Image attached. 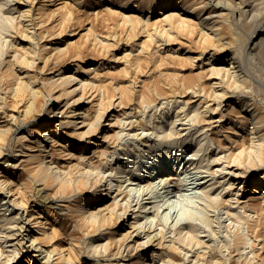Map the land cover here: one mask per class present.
<instances>
[{"label": "bare ground", "instance_id": "6f19581e", "mask_svg": "<svg viewBox=\"0 0 264 264\" xmlns=\"http://www.w3.org/2000/svg\"><path fill=\"white\" fill-rule=\"evenodd\" d=\"M10 1L11 0H0V158L6 156L0 161V264H79L77 262L78 257L76 258V253L80 247H77L78 241H74V238L66 233L62 224V220L65 217L73 222L79 220L87 227L83 232L86 234L84 236H88V243H85L86 240L83 242L88 244L87 248L85 245L87 253H84V256L87 257V259H94L92 263L89 262L87 264H107V260L116 259L118 257L122 259V250L125 247H127L125 249L130 250V247H132L133 250H136L133 264H226L228 260L231 262L230 260L232 258L230 259V257H225V251L222 252L223 248H221L222 246H225V244L227 246V241L226 243L224 241V245L221 243V247V244L219 246L211 245L213 244L211 241L210 246L209 243L207 244L205 242L209 240V234L207 235L208 240L204 239V241L201 239L199 234V229L201 230V228H199L200 224L196 222V220H199V222L202 221V225H204L203 222L209 223L210 221L211 223L212 219L210 220L211 217L209 218L208 209L212 207L210 209H214L215 212L216 207H213L216 206L219 201H226L223 200L221 194V196L219 195V191H221V189H219L218 192H216V190L214 193V190L218 185L216 181L217 179L215 180L217 175L215 176V174H219V167H216L217 169L214 170L210 164H207V161V163L204 162L207 164L205 166V164L202 162L204 159L201 156L202 154L200 155L201 158L199 160H194L193 156L196 154L195 151L189 155L187 154L186 159L184 157L178 158L177 156V165H182V167L179 166V170L178 167L176 169L174 168L177 165L175 166L172 161V151L174 152V156L179 155L180 152L178 153L177 151H181V149L188 144L187 137H191L192 135L181 137L182 133L184 132L181 133L178 129L180 128L181 130V128L184 127H180L181 125L176 127V124L174 125V120H171L170 123L166 124V121L162 122V120L158 121V119L155 121V123H153L152 117L144 119V117H142L143 113L141 114L142 110L140 108L137 109L136 107H129L130 109H118V106L122 107L123 100H121V98H123V94H125L124 96H126V94L127 96L129 94H135L136 89L131 86V82L130 84L120 86V84L117 85L116 83L114 84V82H109L111 80L107 81L108 75L106 72L100 70L104 65L105 57L96 60L95 62L93 61L92 63H89L87 66H85L82 71L85 76H82L75 73L77 70V63H71L69 65L64 64V62L62 64L58 63L59 60L56 62L57 58H51L52 52L43 55L40 54L38 50L48 47L51 49L52 45L50 44V40L54 37L56 38V36L58 37V35L60 36V34H62L60 30L62 29L59 26L60 30L57 31L55 26L57 24L55 23L51 24L50 28L44 27L40 29L41 24H44L45 20L38 19V17L36 18V16L34 17L31 15L29 13L30 8L24 9L18 4L11 5ZM15 2L20 3L21 1L15 0ZM127 2L129 1L127 0ZM127 2H122L123 4L121 5V8L130 7L131 4H127ZM168 4V0H162L160 10H158L159 12L157 13L159 15L152 20H150L149 17L144 19L140 16L142 15L141 13L144 12L143 10L148 7V5H143L138 6V14H125L122 12L123 21L124 19L126 22L135 20L136 23H139V28H141V32L145 34V37L148 38L147 40H154V38L157 36V31L158 33L167 35V38L171 36V38L174 39V36L172 37L171 35L172 30L175 28H177V30L179 28L184 29V27L187 28L190 26L191 20L193 21V19L189 18L188 15L190 12L196 11V8L198 7L191 2L182 0L179 2L177 1L174 8H167ZM214 4L215 3H213V5ZM199 5H201V3ZM13 9L17 10L16 12H18V14L15 15L12 12ZM244 9L247 11L246 8ZM51 10L53 13L56 12L53 9ZM200 12L197 11L196 14ZM215 15L212 14L214 17ZM67 17L68 16L66 15H62L57 18V21L64 23V21L68 19ZM49 18L50 15L48 16L47 21H49ZM204 21L202 23H205ZM147 24H151L152 27L146 28ZM204 27V24L202 25L200 22L198 34L200 38H202L204 44L214 41L215 38H217L215 37L216 34L212 35L210 31L207 32V29ZM210 27L212 30L215 29L211 25ZM73 33L70 34L72 35ZM8 34L11 37L9 39L6 38ZM43 38L46 41L42 43L39 42V40ZM156 40L158 39L156 38ZM96 41L95 42L99 44V48H106L104 47L105 41L102 39V37ZM170 41L172 42L174 40L171 39ZM154 42L156 43V41ZM39 43H41L40 46L38 45ZM159 43L160 42H157L156 45ZM47 44H50V46H46ZM207 46L208 45H206L204 48L206 49ZM244 46L246 45L244 44ZM235 47L236 46H234V48ZM52 48L53 52H57V55L63 50V48L58 45L52 46ZM177 50H179V47L173 51L179 52ZM128 53H130V51H128ZM210 54L211 55L209 58L213 57L214 53L211 52ZM128 55L130 56V54ZM128 55L126 52H123V54L119 55V57L125 59L124 66L126 68L132 65V63H129L132 61L128 58ZM176 55L177 54H175V56ZM197 56L188 55L186 59H188V61L190 60L191 62H194L196 58H199V56ZM57 57H59V55ZM112 57L118 58L114 53L112 54ZM234 57H229L227 64L230 66L228 67L226 65L219 64L212 65L211 63V66H208L209 71L207 76L209 75L217 78V80L212 81L210 77L209 84L212 87L211 90L213 96H215L214 98H217L218 100L223 98L222 96L227 95H225V93H227V87H225V84H229L230 82L234 83L231 76L232 71L230 69L232 67V62L235 61L232 59ZM234 59H236V57ZM41 61H43V65L46 66L45 72L48 74L41 81L43 90L37 87V83L39 81L32 72L36 63ZM134 67H136L135 64L132 66V68ZM67 70H69V72H67ZM241 71H239V73ZM242 75L240 77H242ZM239 80V82L243 81L241 78ZM239 82H237L234 87H236ZM232 83H230L228 87L232 86ZM240 84L241 83H239V85ZM185 85L186 86H184L182 92L180 93L183 94V96L188 94V91H190L191 94H194V92L197 94L198 91H202V94L204 93V89L199 83ZM240 88L238 89L240 90ZM54 89L58 90L59 93L54 94L52 92ZM108 91H111L112 94L114 92V94L119 95L118 97H116V95L115 97L114 95L106 96L105 94H107ZM239 98H235V102H239L241 108L243 109L245 99L242 101ZM175 100L177 99L175 98ZM188 100L190 99L187 98L186 100H183L185 107L187 103L191 102ZM247 102L248 100L246 101V104ZM57 103H59V105L55 107ZM84 103H88V105L85 107H80ZM217 104H219V102H217ZM217 108L218 107L216 106L212 109L217 110ZM183 109V111H185L187 108L183 107ZM193 109L192 110L195 111V114L198 115H201L202 113L205 114L206 112V110L200 111L196 107ZM230 110L232 114L233 112H235L236 115L238 114L236 110ZM119 112L122 116L119 114ZM138 112H140L141 115L138 114ZM176 113L179 112L175 110L174 114ZM189 113L190 112L188 111L186 114L188 115ZM248 113L249 116L245 119L246 121L248 120V124L251 123V125L249 124L250 126H247L246 140H240V145L236 146L234 141H228L234 137L228 135L226 141L229 144L226 142L216 143L215 146L217 147L216 150L219 148L220 151L224 150L226 152L225 154L223 153L222 155L216 157L214 159L215 161L221 160L222 158L224 160L226 158L231 159V161L229 159L230 162L226 159L228 163H224L226 165L225 169L227 167V169L223 171L227 178L226 183H228V186L225 185L226 188L230 187L232 189L238 177L244 176V171L242 173L240 170L241 168L239 167L241 162L244 163V160H247L253 169L264 168V117L259 115L257 116V113L254 111V109L252 111L249 110ZM35 114L38 115L39 121L34 126V129L29 128L27 129V133H22L16 136L14 144L12 145L13 131L11 128L13 123L21 122L20 124L24 125L34 119ZM192 114H189L190 116L188 117L191 118L192 116V118H194V114ZM56 115L58 116V119L49 122V118ZM169 116L172 117L171 115ZM178 116L180 115L178 114ZM123 117H126L129 120L122 121ZM188 117L187 120L189 119ZM209 117L208 123H211V121L213 122L214 120H210L212 119V116ZM229 118L231 119V117ZM194 119L195 121L193 122L195 124V122L199 121L196 120L199 119V116H197V118L195 117ZM217 120H222V118H218ZM229 123L232 122L230 121ZM125 124H128V127H126L128 131L125 130ZM150 124L152 126H150ZM233 124L234 127H232L233 129L229 130V132L236 136V134H238L237 130L241 129L242 126L240 123ZM130 128L136 129V131L131 133ZM150 128L152 129L151 131L157 136L155 140L150 138V135L147 136V134L151 133L147 131V129ZM206 129L202 128V130ZM190 130L189 132H191ZM129 131L131 134H134L141 139L139 143L137 141L135 144L138 150L140 149L142 151V154L145 157L144 161H147L148 158H153V160H155V164L152 167L149 168L147 163H144L142 166L137 164L138 166L135 165V168L130 167L127 170H124L120 164V159H114V161H112L115 156L114 154H116V148L110 149L109 147L112 146L111 143L114 140L117 141V139L118 142H121L120 138L124 137L125 134H129V136H131ZM185 131L187 132V130ZM201 131L198 132L200 133ZM205 134L206 133L203 132V136ZM153 135L154 134H152V136ZM203 136L202 138L204 139ZM29 137L36 138L32 140ZM199 138L201 139V137ZM212 139L214 140V138ZM235 139L239 140L238 138ZM206 140L204 139L203 141ZM208 140L206 142L207 144ZM214 141L213 143H215ZM30 142L35 143L33 145L34 147L29 146ZM132 144L133 141H131V143L125 142L124 145L120 144V146H123L121 147L122 149H120L119 146L118 149L123 151L124 155H128L130 152H134L130 150V148H132L131 146H133ZM162 144H164V148L160 147ZM194 144L196 143L194 142ZM93 146L95 147L91 149ZM165 146H167V148H165ZM212 146H214V144ZM197 147L199 149V146ZM70 149H74V151L71 152ZM200 150L202 151V148ZM9 153L11 157L7 156ZM118 153L120 154L119 151ZM140 156L139 157L142 158V155ZM195 156L197 157V155ZM221 162L222 160L219 163ZM245 163L246 165L248 164L247 162ZM186 164L188 166H186ZM244 164H242L241 167ZM188 167H190V169ZM243 167L245 168V166ZM246 167L247 170L250 169L248 168L249 166ZM221 168L222 166L220 167V170H222ZM236 168H240L239 171L237 170L236 172ZM3 170H5V172H3ZM15 170H19L21 173H15ZM122 172H125V180L129 181V185L130 183L139 184L136 185L142 189V193L140 192L141 194L137 190L135 191L137 186L132 188L135 186L134 184V186L132 185V187L129 188L126 187L127 189L124 190L121 188L120 181L115 182V180H120L119 177L121 176L120 173L122 174ZM231 176L235 177L234 181L230 180L232 178ZM135 179L137 182L134 181ZM253 180L254 181L252 182L251 189L249 190L251 194L247 199L239 200L237 196L241 194L240 184V186H236V189L233 192L234 195L236 194L235 196H232L235 197V203H231L232 197L229 198L231 201H229L227 197V201L229 202L228 204L227 202L225 203L226 211H224L226 212V215H224L227 216L228 214V216H230L234 222L236 221V224L234 225V227H236L235 230L232 226L234 231L232 229L228 231V225L225 226V228L227 227L226 232L228 234L230 232L231 235L228 246H230V243V247H233V249L236 250L245 244H248L249 246L250 243L252 244L251 240H253L254 243H261L262 241L260 234L261 232H264V171L261 175L254 176ZM239 182L241 181L239 180ZM39 185L42 186L39 187ZM46 187L49 188V191L44 193L42 190H45ZM230 188L228 190H230ZM224 189L225 188H223V190ZM132 190H134L136 194L138 193L137 195L134 193L136 195L134 196L136 197V201L134 200L135 203L133 204L132 201L134 198L132 196ZM35 193L39 194L40 196V198L37 200L32 197V195ZM192 193L194 194V197L190 195L192 197V204L195 202L194 199H196L197 202L195 206L192 205L194 208L189 207L191 204L189 206L182 204L184 206L178 210V214H172V209L170 211V208L173 205V202L180 200V198H182L181 196L184 197L185 195ZM256 193L259 195L255 196ZM190 196H188V198ZM106 197H111V201L108 204H104ZM220 197L222 199H219ZM254 197H257L260 200L258 207L253 205L255 202L253 204L249 202V200L252 198L254 199ZM185 198L187 199L186 196ZM187 201L183 202L181 200L183 203H186ZM70 202L73 203L68 204ZM222 204L223 203H221V205ZM219 213L223 214L220 211ZM141 218H143V220H140ZM229 222L227 223L229 224ZM110 223H113V225H110ZM207 223H205L206 228L208 227L206 225ZM106 224L109 225L108 227L110 228L117 227L120 224H124V226L129 227V229L123 233V237L126 240L123 241V243L119 242L121 244H116V246L118 245L116 250L112 253L110 252V254L107 252V241L98 242L95 244L96 241H102V238L105 237V228H107ZM209 227H211V225ZM230 227L231 226L229 224L228 229H230ZM208 230L210 232L212 229ZM208 230L207 233H209ZM231 231H233L232 234ZM204 232L202 234H205ZM212 232L213 231H211L210 234ZM223 235L225 234L223 233ZM210 237L212 236L210 235ZM116 238L119 239L118 237ZM121 238L122 237H120V239ZM212 238L215 237L213 236ZM120 241H122V239ZM221 242L223 241L221 240ZM262 242H264V239ZM192 244H194V246H192L193 248H197V245H199V248L202 246L204 250L203 252L201 251V254L195 249L194 251H197L198 253H195L196 256L194 254V257L189 258V251L193 249L188 247L190 250L187 248L189 253L186 255L185 252L187 250L185 248L187 245ZM262 245L263 243H261L259 247H262ZM212 246H218L221 251L218 249V247L214 248ZM256 246L257 245H255L254 248H256ZM262 248H264V246ZM140 249L143 250L141 253L138 252ZM241 250L243 249L240 248V251ZM148 251H150V261H148ZM233 252H235V250ZM77 254L79 255V253ZM255 254L257 256L256 251L253 257L252 255L251 258L245 257L244 260H239V263L234 264H251L258 258H256ZM241 255L239 253L237 256L238 258L235 256L236 259H239ZM232 256L234 257V255ZM243 256H241V258H243ZM245 256H247V253H245ZM248 257L250 256L248 255ZM262 258H264V256ZM101 259L104 261L100 262ZM184 259H187V261ZM258 259H260V257ZM118 261L120 260L117 259L115 262L110 264H123L122 262L117 263Z\"/></svg>", "mask_w": 264, "mask_h": 264}, {"label": "rangeland", "instance_id": "374dc122", "mask_svg": "<svg viewBox=\"0 0 264 264\" xmlns=\"http://www.w3.org/2000/svg\"><path fill=\"white\" fill-rule=\"evenodd\" d=\"M12 1H14V2H12ZM20 1L21 2L18 3V2H15V0H11L10 4L11 5L18 4V5L22 6L24 9L30 8L29 13L31 15H33L34 17L36 16V18L38 17V19L45 20V23L41 24L40 29H42L44 27L50 28L51 24H54V23L57 24V25H55L57 31L60 30V28L62 30L64 28L63 31L60 30L62 33V34H60V36L58 35V37L56 36V38L54 37V38H52L53 40L52 39L50 40L51 41L50 44L52 46L58 45V46L63 48L62 52L58 54L59 57H57L58 56L57 52H53L52 46H51V49H50V47H48V48H43L42 50H38V52L40 54L43 55V54H48V53L52 52L51 58L52 59L57 58V60L56 59L55 60H56V62H58V60H59L58 63L62 64L64 62V64H66V65H69L71 63L72 64L77 63V70L75 73H77L78 75H82V76H85V74L82 73L85 66H87L89 63H92L93 61L95 62L96 60H99V59H102L105 57L104 65L101 67L100 70L103 72H106V74L108 75L107 81L111 80L109 82H112V83L114 82V84L116 83L117 85L120 84V86L130 84V82H131L132 83L131 86H133L134 89H136L135 94H129L128 96H127V94H126V96H124L125 94H123V96H122L123 98H121V100H123L124 103L122 102V107L118 106V109H120V110L130 109L131 107H136L137 109L140 108L142 110L141 114L142 113L144 114V115L142 114V117H144V119L152 117L153 123H155V121L158 119V121H160V120H162V122L166 121V124L170 123L171 120L172 121L174 120V125L176 124L175 125L176 127H179L180 125H181L180 127H184V128H181L182 131L180 130V128L178 129L179 132H181V133L184 132V133H182L181 137H185V136L187 137V135H192V136L194 135L193 137L192 136L187 137L188 138L187 139L188 144L181 149L182 152L180 150L177 151L178 153L180 152L179 155L174 156V152L172 151V155H173L172 161H173L174 165L176 166L177 162H178V158L184 157L186 159L187 154L189 155L190 153H192V152L194 153L195 151H196V154H194V156H193L194 160H199L201 158V156L204 159L206 157L207 160L205 159V161H204V159H203L202 162L204 163L207 161L208 163L207 162L206 163L208 165L210 164L212 169L216 170L217 169L216 167H219L218 171H220L219 174L218 173L215 174V176L217 175L215 180L217 179L216 181H217L218 185L216 186L214 193L216 190H217L216 192H218L219 189H221L222 192L219 191V195L221 194L222 196L221 195L220 196L223 198V200L224 201L226 200L225 202L219 201L220 204H219V202H218V204L216 203L217 205L215 204L216 206H214L213 208L216 207L215 209L218 211L215 210V212H214V209H210L212 207H210L208 209L209 218L211 217L210 220L212 219L213 221L211 220V223H210V221H209V223L205 222V223H207L206 224L208 226L207 228H206L204 222H203L204 225H202V223H201L202 221L199 222V220H196V222L198 224H200L199 228H201V230L199 228L198 229H199V234L201 236V239L208 240V238H209L208 241H205V240L204 241L207 244L209 243V245L211 243H213L211 245H218V246L221 243H223V245H224V241H225V243L227 241V246L225 244L226 248H225V246H222V244L220 245V247L222 246L221 248H223L222 252L225 251L224 256L230 257V259L232 258L230 260L231 262H229V260H228V262L226 264L239 263L242 259L244 260L245 257L251 258V255L253 257L255 251L257 253V256L255 254L256 258L260 257V259L257 258L256 261H253V263H251V264H264V260H263L264 258H262L264 256V250H263L264 248H262L264 246V242H262L264 239V232L263 233L261 232V234H260L262 237L261 243H263L262 247H259V245H261V243H254L253 240H251L252 244L251 243L249 244V246H251V247H249L248 244H245L244 246L240 247L243 249V250H241L242 252L240 251V248L237 250L233 249V247H230L231 246L230 243H229L230 246H228V242L230 241L229 239H231L230 238L231 235H230V232L228 234L226 231L231 230L232 226L234 227V225L236 224L235 223L236 221L234 222L233 219H231L230 216H228V214H227V216H225L226 215V212H225L226 211V209H225L226 204L225 203L227 202V204H228V202L231 200H232L231 203L232 202L235 203L234 202L235 197H232V196L236 195V194L234 195V193H233L236 189V186H240V184H241V186H240L241 187V189H240L241 194L237 195L239 200L247 199L249 197V195L251 194V192L249 190L251 189L252 182L254 181L253 177L261 175L264 171V168H259V169L254 168L253 169L251 167V164L248 163L247 160H244L243 162L244 163L247 162L250 165H248V164L246 165V163L244 164L241 162V165L244 164L243 166H245V168L243 166L241 167V165H239V167L241 169L236 168V172H237V170L239 171V169L242 171V173L244 171L245 177L244 176L238 177V179H237L236 183H234L232 189L229 187L230 190H232V191H230V190H228L229 189L228 187L226 188V186H228L227 185L228 183H226L227 178L223 172L224 170L227 169V167L225 169L226 165L224 163H228L227 160L229 161L230 158H226L227 160L226 159L224 160L222 158L221 163H219L221 160H218V161L214 160L219 155L226 153L224 150L220 151L219 148H218L219 151L216 150L217 147H215V146H216V143H225V142L227 143L226 138H228V135H231V137H234L228 141H230V142L234 141V143H236L235 144L236 146L240 145V143H241L240 140H243V139L246 140V129L251 125V123H249L250 124L249 125L248 120L246 121V119H245L249 116V113H248L249 110L252 111L254 109V111L257 113V116L259 115V116L264 117V29H263V27H264V0H251V1L250 0H248V1H246V0H182V1L191 2L192 4H195L198 7V8H196L197 10L195 9L196 11H192L188 15L189 18L193 19V21L191 20L190 26H188L187 28L184 27V29L179 28L180 30L179 29L177 30V28L173 29L172 32L174 31L173 34H175V35H173L172 32H171V35H172V37L174 36V39L171 38V36H169V38H167V35L162 34V33H158V31H157L156 32L157 36L154 38V40H151V39L147 40L148 38H146L145 34L143 32H141V28H139V23H136L135 20L126 22V20L124 19V21H123L122 14L123 13H125V14H138V9H137L138 6H143V5L147 6L148 5V7H146L145 10H143L144 12H142L141 13L142 15H140V16L144 19L146 17H149V19L152 20L159 15L157 13L159 12L158 10H160L162 0H128L129 2H127V0H20ZM168 1H169V4L167 5V8H174L177 1L179 2L180 0H168ZM122 2L123 3L127 2V4H131V6L121 8V5L123 4ZM200 3H201V5L203 3V5L202 6L199 5ZM213 3H215V4L213 5ZM204 4H205V6H204ZM216 4H217V7H216ZM244 8H246L247 11H245ZM51 9L55 10L56 12L53 13ZM161 10H164V9H161ZM242 10H243V12H242ZM16 11L17 10H15V9L12 10V12L15 15L18 14V12H16ZM197 11H199V12L202 11V12L198 13L199 14L198 15V14H196ZM212 14H214V15L216 14L215 17L212 16ZM49 15H50V18H49L50 23H49V21H47V18ZM62 15L68 16L67 17L68 19L66 21H64V23L63 22L60 23L59 21H57L58 20L57 18L62 16ZM210 15H211V17H210ZM199 21L201 22L202 25L204 24V26H205L204 28L207 29L206 30L207 32L210 31V33L212 35L216 34L215 37H217V38H215L214 41H212V40H211L212 42L206 41L207 43L204 44L202 38H200V36L198 34V29H199V25H200ZM203 21L205 23H207L208 25L205 23H202ZM61 24H62V26H61ZM209 24L215 29L212 30V28L210 27ZM59 26H60V28H59ZM151 27H152L151 24H147V26H146V28H151ZM209 29H211V30H209ZM175 30H177V31H175ZM253 31H255V32H253ZM70 33H73V34L71 35ZM161 34L164 36H162ZM96 36L98 39L102 37V39L105 41L104 47H106V48H101V47H100L101 49L99 48V44L96 43V42H98V41H96V40H98L96 38ZM158 36H159V38H158ZM92 37H94V38H92ZM6 38L9 39L11 37L8 34ZM156 38L158 40H156ZM170 38L174 41L171 42ZM93 40H94V42L96 41L95 42L96 44L93 42ZM250 40H252V41H250ZM44 41H46L44 38L39 40V42H41V43ZM154 41H156V43ZM157 42H160V43L158 45H156ZM167 42H170V43H167ZM41 43H39L38 45L40 46ZM50 44H47L46 46H50ZM244 44L246 46H244ZM247 44H248V46H247ZM206 45L209 46V47L208 46L206 47V49L208 48L207 50L204 48ZM234 46H236L238 48L235 47L236 48L235 49ZM159 47H161V48H159ZM177 47H179V50H177L179 52L173 51ZM98 48H99V50H98ZM139 49H140V51H139ZM99 51H101V52H99ZM128 51H130V53H128ZM123 52H126L127 55L130 54V56L128 55L129 56L128 58L132 61V62H129V63H132V65L129 66L128 68H126L124 66L125 59H122L121 57H119V55L123 54ZM211 52L214 53V55H213L214 58L213 57L209 58L211 55L210 54ZM54 53H56V54H54ZM100 53H101V55H100ZM113 53L116 54V56L119 58V60H118V58L112 57ZM238 53H239V56H238ZM175 54H177V55L175 56ZM198 54H200V55H198ZM233 54L235 55L236 59H234L235 57ZM55 55H56V57H55ZM178 55H179V57H178ZM188 55H191V56H197L198 55L199 58H196L197 61L195 60L194 62H191L189 60L190 61V63H189L188 59H186ZM229 57H234L232 59L235 60V61H233L231 59L233 62L231 64L232 67L230 68L232 71V74H233V75L231 74V76L233 78L234 83L230 82V83H232L231 84L232 86H229V87H228V85H230V83L225 84L226 85L225 87L228 88V89L226 88L227 93H225V95L226 94L227 95L222 96L224 99L220 98L222 100L221 101L220 99L218 100L217 98H214L215 96H213V94H212V90H211L212 87L209 84L210 83L209 78L211 77L212 81L217 80V78L213 77V76H209V75L207 76L208 71H209L208 66L209 65L211 66V64L212 65L219 64V65H226L228 67V66H230L227 64ZM238 57H239V59H238ZM116 59H117V61H116ZM236 63H238V64H236ZM134 64L136 67L132 68V66ZM45 69H46V66L43 65V61H41V62L36 63V65L34 66L33 71H32L34 73V75L36 76V78H38V81H39L37 83V87H39L42 90H43V86H41V81L46 77V75H48V74H46ZM125 69H127V70H125ZM241 70H243V71H241ZM124 71H127V72H124ZM239 71H241V72L239 73ZM67 72H69V70H67ZM236 72H238V73H236ZM234 75H235V77H234ZM241 75H242V77H240ZM199 78H201V79H199ZM240 78H241V80L246 81V82H243V81L239 82ZM237 82H239L243 85H241V84L239 85V83H238V85H236V87H234V85ZM195 83H197V84L199 83L202 85V87L204 89L203 94H202V91H198L197 94L194 92V94L192 93L193 95L190 93V91H188L187 92L188 94H185V96H183V94H180L182 92L184 86H186L185 84L191 85V84H195ZM181 85H182V87H181ZM242 86H245L246 89H245V87H242ZM237 87L238 88L241 87L240 90ZM111 91L110 92L108 91V93L105 95L106 96H113L114 95V97L116 95V97H118L119 94H114V92L112 94ZM52 92L54 94L59 93V91L56 89L52 90ZM140 93H143V94H140ZM196 95H198V96H196ZM175 98L178 101L175 100ZM187 98H189L190 100H188V101H191L192 103L191 102L187 103L186 107H185V103L183 102V100H186ZM235 98H239L242 101H244V99H245V103L243 105V107L245 109L241 108L239 102H235ZM179 100L181 103L179 102ZM247 100H248V102L246 104ZM174 101H177V102H174ZM217 102H219V104H217ZM204 104L207 106V108ZM58 105H59V103H57L55 107H57ZM87 105H88V103H84L80 107H85ZM179 105H181V106H179ZM230 105L232 106V108ZM177 106H178V108H177ZM182 106L184 108H187V109L185 111H183L184 109ZM212 106L213 107L217 106L218 107L217 110H213ZM119 107H121V108H119ZM123 107H125V108H123ZM194 107L198 108V110H200V111L206 110L205 114L204 113H202L201 115L195 114V111H193ZM174 108H176V109H174ZM230 109H233V111L236 110L238 114L236 115L235 112H233V114H232ZM54 110H55V108H54ZM175 110H177V112H179V113L174 114ZM208 110H210V111H208ZM188 111L190 112L189 113L190 115L194 112L193 113L194 115L192 114L194 116V118L195 117L197 118V116H199V119H196L197 121L198 120L199 121L195 122V124H194L193 121H195V119L192 118V116H191V118L188 117L190 115L186 114V113H188ZM121 113H122V111H121ZM119 114H120V112H119ZM138 114H140V112H138ZM178 114L180 116H178ZM169 115H171L172 117H170ZM186 115L189 118L188 120H187ZM209 116H212V119H210V120H214L213 122L211 121V123H208V121H209L208 118H210ZM229 117H231V119ZM131 118H134V117H131ZM218 118L219 119L222 118V120H217ZM56 119H58L57 115L50 117L49 122L55 121ZM191 119H194V120H191ZM127 120H129V119L126 117L125 118L123 117V119H122V121H127ZM190 120L192 121V123ZM38 121H39L38 115L35 114L34 119H32L30 122H27L24 125H21L20 124L21 122H14L12 125V128H11L13 131L12 145L14 144V140H15L16 136H18L22 133H27V129H29V128L34 129V126L38 123ZM230 121L232 123H229ZM207 123H208V125H207ZM233 123H240V125L242 126L241 129L237 130L238 134H236V136L229 132V130L233 129L232 127H234ZM191 124H193V125H191ZM185 125H186V127H185ZM124 126H125V130L128 131L126 128V127H128V124H125ZM150 126H152V125L150 124ZM201 127L203 129H206V128L207 129L202 130ZM160 128H162V127H160ZM130 129H131L130 130L131 133L136 131V129H132V128H130ZM151 130H152L151 128L147 129V131L151 132L150 134H147V136L150 135L149 137L155 140L157 138V136ZM185 130H187L188 133ZM189 130L191 132H189ZM193 130L196 132H194ZM201 130L204 133H206L204 136H203V132ZM130 131H129V133H130ZM198 131H201V132L199 133ZM205 131H207V132H205ZM198 133H199V135H198ZM152 134H154V135L152 136ZM128 136H129V134H127V135L125 134L124 137L120 138L121 142H118V139H117V141L114 140L111 143L112 146H110L109 148L110 149L116 148L115 149L116 154H114L116 157L114 156L112 161H114V159L115 160L120 159V164L122 165V168H124V170H127L130 167L135 168L134 167L135 165L136 166H138V165L142 166V164H144V163H147L149 168L152 167L155 164V160H153V158H148L147 161L145 160L146 161L145 162L144 161L145 157L143 156L142 151L140 149L138 150V148L135 144V143H137V141L139 143L141 141V139L134 134H131L132 137L129 136V138H128ZM202 136L204 137L205 140H206V138H207V140L211 139L210 141L208 140V144L206 143L207 140L203 141L204 139L202 138ZM209 136L210 137L212 136V137L210 138ZM199 137H201V139ZM29 138L34 140L36 137H29ZM212 138H214L215 141ZM235 138H238L239 140H237ZM131 141H133V144H132L133 146H131L132 148H130V150L132 152L133 151L134 152L133 153L130 152L128 155H124L123 151L120 150V149H122L121 147H123V146H120V144L124 145L125 142L131 143ZM213 141L215 143H213ZM116 142L118 143V145ZM194 142L196 144H194ZM199 142H201V143H199ZM202 142H204V143H202ZM34 144H35L34 142H30L29 146L34 147L33 146ZM113 144H115V145H113ZM197 144H200V145H197ZM211 144L212 145L214 144V146H212ZM227 144H229V143H227ZM162 145H160V147L164 148V144H162ZM55 146H58V145H55ZM113 146H116V147H113ZM118 146L120 149H118ZM197 146H199V149ZM94 147L95 146H93L91 149H93ZM165 148H167V146H165ZM201 148H202L203 152L200 150ZM212 148H213V150H212ZM203 149H206V150L209 149V150L206 151ZM192 150H194V151H192ZM198 150H199V152H198ZM70 151L73 152L74 149H70ZM118 151L120 152V154L118 153ZM216 152L219 154H217ZM213 154L215 157L213 156ZM119 155L120 156L122 155V156L120 157ZM138 155L139 156L142 155V158H140L141 156L139 157ZM195 155H197L198 158ZM7 156L11 157L10 153ZM177 156H178V158H176ZM203 156H205V157H203ZM5 157H3V158H5ZM211 157H212V159H211ZM3 158H0V161L3 160ZM127 158H128V160H127ZM133 158H135V159H133ZM211 160H212V162H211ZM230 161H231V159H230ZM213 162H214V164H213ZM126 164H127V166H126ZM207 164H205V166ZM220 165L222 166V168H221L222 170H220V167H221ZM179 166L180 165H177L174 168L176 169L178 167V170H179L180 167H182V165L180 167ZM186 166H188V165L186 164ZM246 166H249L248 168H250L251 170L250 169L247 170ZM190 167H188V168L190 169ZM245 171H247V172H245ZM3 172H5V170H3ZM16 172L21 173V171H19V170H15V173ZM221 174H222V176H221ZM120 175L122 176V177L121 176L119 177L120 180H118V181L115 180V182L120 181L121 188H123L124 190L127 189L126 187H128V188L132 187L133 184L135 186L133 185L134 187H132V188H135L137 185H139L138 183H133V184L130 183V185H129L128 184L129 181L125 180V178H126L125 172H122V174L120 173ZM218 175H220V176H218ZM231 177L232 178L230 180L234 181L235 177L234 176H231ZM218 180H220V181H218ZM239 180L241 182H239ZM134 181H136V179ZM219 182L221 185L219 184ZM122 184H123V186H122ZM41 186L42 185H39V187H41ZM137 187H136L135 191L137 190L139 193L140 192L142 193V189H140L138 187L141 190L140 191ZM223 188H225V189L223 190ZM226 189H227V191H226ZM42 191H44V193H45L46 191H49V188L46 187V189L42 190ZM132 191H133L132 196L134 198L132 201V204H133V203H135L134 200L136 199V197H134V196H136L138 193L136 194V192L134 190H132ZM190 195L193 196L194 194L192 193V194L185 195L187 197V199L185 198V196L184 197L181 196L183 199L180 198V200H178L179 202L178 201L173 202V205L170 208V211L172 209L171 213L176 215L178 210H180V208L182 206H184L182 204H185L186 206L187 205L189 206L191 204L189 207L194 208V206H195V204H197V202H196V199H194L195 202L193 201L194 204H192V201H191L192 197ZM258 195L259 194L256 193L255 196H258ZM188 196H190V197L188 198ZM32 197L36 200L40 198L39 194H36V193L33 194ZM221 197L219 199H222ZM227 197H228V199L230 197H232V198H231V200L229 199V201H227ZM181 200L183 202H185L187 200L188 201L186 203H183V202H181ZM110 201H111V197L110 198L106 197L104 204H108ZM59 202H61V201H59ZM249 202L251 204H253L255 202L256 204L254 203L253 205H255V207L256 206L258 207L260 200L257 197H254V199L253 198L250 199ZM72 203L73 202H70L68 204H72ZM221 203L224 204V205L222 204L224 207L221 205ZM192 205H194V206H192ZM218 205H219L220 209H219ZM219 211L221 213H223V211H224V213L220 214ZM216 214H218V215H216ZM221 215H222V217H221ZM140 220H143V218H141ZM229 220L232 223L234 222L233 225H232V223L229 222ZM227 222H229V224L231 226L230 229H228L229 224ZM62 224L65 228L66 233L69 236L73 237L74 241H76V242L78 241L77 247H80L82 250V252H81V250L79 248V250L77 252V253H79V255L76 253V258L78 257L77 262L79 264H81V263L87 264L89 262L92 263L94 261V259H87V257L84 256V253H87V251L85 249V245L87 248L88 244H85V243H88V236H84L86 234L83 232L87 227L83 223H81V221L77 220L76 222H73L70 219H68L67 217H65L62 220ZM110 225H113V223H110ZM210 225H211V227H209ZM108 226L109 225L106 224L107 228H105V237L103 236L104 238H102V241L101 240L96 241L95 244L98 242L107 241V243H108V245L106 243V245L108 246L107 252H109V254H110V252L112 253L113 251L116 250V247L118 246V245L116 246V244H121L119 242L123 243V241L126 240L123 237V233L127 229H129V227L124 226V224L123 225L120 224L119 226L112 227V228H110ZM225 226L228 227V228L226 227L227 230H226ZM197 227H198V225H197ZM202 228H203V230H202ZM235 228L236 227H234L233 229L235 230ZM208 229H212V230H210V232L211 231H213V232L210 234ZM207 230L209 233H207ZM216 230H217V234H216ZM202 231L203 232L205 231L204 233L205 234L207 233V234L206 235L202 234L203 233ZM233 231H231V234ZM223 233L225 235H223ZM210 235L212 237L214 236L215 238L210 237ZM221 235H223V236H221ZM226 235H227L228 239L226 238ZM256 235H257V233H256ZM116 237H118L119 239H117ZM120 237H122L121 238L122 241H120L121 240ZM220 238H222V239H220ZM106 239H108V240H106ZM85 240H86V242H85ZM221 240L223 242H221ZM83 242H85V243H83ZM78 243L79 244L81 243V244L79 245ZM253 244H254V246L257 245L256 248H254ZM192 246H194V244L187 245L185 248L186 250L188 247L193 249V250H190V248H188L190 251L185 250L186 255H187V253L190 252L191 255L188 254L189 258L194 257V254L195 253L197 254L198 252H200L202 254V252L204 250V248L202 246H201L202 248L201 247L199 248V245H197V248H195V247L193 248ZM218 246H212V247L215 248ZM243 247H245V248H243ZM125 248H127V247H125ZM252 248L255 250H253ZM124 249L122 250V255H123L121 257L122 259H120L118 257L116 259L107 260V262H108L107 264L113 263L117 259L120 260L117 263L122 262L123 264H133L134 255L136 254V250H133L132 247H130V250L129 249L124 250ZM195 249L198 250V252L197 251L195 252L194 251ZM218 249L221 251V249L219 247H218ZM227 249H229V250H227ZM251 249H252V251H251ZM234 250H235V252L238 251L240 253V255L242 254L241 256L244 255L243 258H241V256H240L239 259H236V257L239 255V253L233 252ZM142 251H143L142 249L138 250V252H140V253ZM127 252H129L130 254ZM232 253H234V254H232ZM245 253H247V256H245ZM196 254H195V256H196ZM231 254L234 255V257ZM248 255L250 257H248ZM146 256H147V253H146ZM149 257H150V251H148V261L151 260ZM146 259H147V257H146ZM184 260L187 261V259H184ZM103 261L104 260L101 259L100 262H103Z\"/></svg>", "mask_w": 264, "mask_h": 264}]
</instances>
